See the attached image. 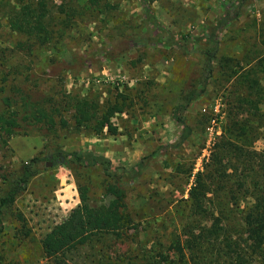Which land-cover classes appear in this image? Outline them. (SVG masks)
Returning <instances> with one entry per match:
<instances>
[{
  "label": "rangeland",
  "instance_id": "374dc122",
  "mask_svg": "<svg viewBox=\"0 0 264 264\" xmlns=\"http://www.w3.org/2000/svg\"><path fill=\"white\" fill-rule=\"evenodd\" d=\"M85 1L43 0L56 17L54 29L64 18L56 14L59 4L76 13L61 36L54 33L39 43L8 27L7 15L19 0H0V112L6 99L10 110L18 112L19 125L4 137L6 146L0 145V173L38 159L12 214L3 220L0 264H44L39 241L78 204L77 187L86 188L93 207L111 197L103 167L75 166L74 152L87 160L105 157L112 168L139 170L124 195L138 233L133 241L105 235L69 256L68 264L137 263L138 250L152 251L157 240L167 242L181 234L188 210L184 199L222 132L228 102L245 93L252 106L264 108V0H248L235 15L230 5L234 0H107L114 7L103 14L78 12ZM146 10L179 42L184 34L219 28L214 76L198 98L176 113L183 125L172 119V106L189 84L199 86L198 59L150 43ZM227 68L229 79L222 75ZM119 95L129 102L110 119L115 134L96 137L71 129L72 96L114 102ZM34 108L49 112L55 122L66 120L68 126L50 130L34 122L28 117ZM263 144L260 138L253 149ZM206 256L205 264H218ZM202 259L194 255L199 264Z\"/></svg>",
  "mask_w": 264,
  "mask_h": 264
},
{
  "label": "trees",
  "instance_id": "16d2710c",
  "mask_svg": "<svg viewBox=\"0 0 264 264\" xmlns=\"http://www.w3.org/2000/svg\"><path fill=\"white\" fill-rule=\"evenodd\" d=\"M247 1L234 0L230 3L234 15ZM18 3L17 8H12L7 15L9 29L39 43L49 41L54 33L61 36L63 28L69 25L76 13L74 8L59 4L56 14L63 13L64 18L58 19V28L54 29L52 21L56 17L43 0L36 4H32L31 0H19ZM113 7L107 0H86L78 12L97 11L103 14ZM225 13L228 15L227 11ZM146 23L147 33L152 38L150 43L178 48L186 54H194L198 59L199 86L196 88L189 84L180 91L172 106V119L183 125L176 113L183 112L198 98L214 76L219 28H205L196 36L184 34L179 42L148 10ZM227 71L228 68L222 75L229 79L232 75ZM226 96L229 97L228 92ZM246 97L242 93L240 98L227 104L228 113L222 132L202 170L195 174L187 191L188 197L184 199L188 210L183 217L186 222L181 226V234L169 236L167 242L157 240L152 251L145 248L138 250L135 256L137 263L127 264H199L194 260V255L198 254L203 258L201 264H205L208 260L206 253L215 257L218 264H264V144L260 150L253 149L254 143L264 138V108L252 106ZM119 98L120 101L104 99L98 102L93 97L72 96L69 99L73 110L71 129L96 137L104 132L115 134L116 129L110 124V119L123 111L127 100L121 95ZM4 103L6 109L0 112L1 146H6L4 137L13 134L19 126L18 112L10 110L11 104L6 99ZM22 105L26 107V103ZM28 114L34 122L42 123L50 130L55 125L60 128L68 126L66 120L58 118L55 122L49 112L40 108H34ZM72 156L75 166L103 167V175L110 180L105 190L111 197L93 207L88 203L86 188L77 187L78 204L39 241V258L44 260V264H68L69 256L83 247L92 246L105 235L120 236L130 241L137 237V224L126 211L124 195L125 188L139 170L136 168L130 172L112 168L110 161L102 156H91L89 160L79 152H74ZM55 157L49 154L50 159ZM36 161L38 159L34 157L20 162L13 170L0 173V235L3 220L12 214L16 197L25 191ZM117 170L120 171L117 173ZM15 216L20 218L19 214Z\"/></svg>",
  "mask_w": 264,
  "mask_h": 264
}]
</instances>
